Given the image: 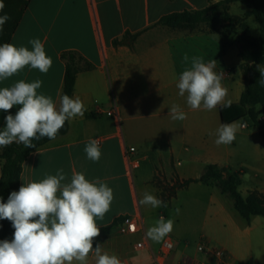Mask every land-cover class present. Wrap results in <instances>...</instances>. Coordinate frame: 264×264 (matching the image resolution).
Segmentation results:
<instances>
[{
	"label": "crops",
	"instance_id": "crops-1",
	"mask_svg": "<svg viewBox=\"0 0 264 264\" xmlns=\"http://www.w3.org/2000/svg\"><path fill=\"white\" fill-rule=\"evenodd\" d=\"M219 1L2 0L3 13L11 17L3 26V31H8L5 43L31 50L28 41L39 38L53 63L46 74L26 66L0 81V88L11 87L21 79L26 82L40 79L43 84L38 93L50 95L59 106L65 75L61 54L77 51L94 66L92 70L79 72L75 83L73 97H80L85 104L84 116L69 122L65 135L31 153L23 165L21 186L39 181L46 174L55 175L61 168L69 178L73 171H78L90 181L94 178L105 181L114 191V200L103 220H96L101 234L94 238L93 246L104 244V249L116 254L123 264H156L151 252H157L164 240L156 243L145 234L161 215L167 219V212L163 207L141 206L139 200L145 191L160 198V183L199 178L207 165L214 164L244 172L240 192L244 184L249 192H264V140L260 130L256 127L255 132H249L250 125L243 129V122L236 121L240 130L235 141L217 146L215 131L223 123L221 108L191 110L186 96H179L176 87L180 74L190 66V61L182 63L185 53L189 58L201 56L205 63L214 59L215 71L225 74L222 84L228 95L224 102L239 104L245 81L236 43L238 34L231 35L224 45L219 32L209 33L204 27L186 31L158 25L165 15L205 9ZM246 7L233 3L229 12L242 17L250 11ZM236 8L241 13H233ZM127 34L138 36L133 43L114 44ZM173 104L186 113L185 120L174 121L168 116ZM18 108L14 106L9 112L15 115ZM8 114L0 110V130L6 126L4 118ZM89 139L99 141L102 151L99 162L86 158L84 148ZM126 147L138 150L140 166L133 175L128 172ZM245 156L251 157L253 163ZM1 170L0 161V179ZM249 171L254 173L253 177ZM208 204L206 227L196 237L174 229L168 235L176 238L177 248L164 264H178L185 258L214 261L211 252H199L200 244L209 250H224L226 264H264V217L253 216L247 222L221 200L213 198ZM125 218L136 221L138 233L121 231ZM212 225L215 230H208L207 226ZM139 242L147 243L148 247L139 250L136 247ZM252 251L254 255L243 257ZM88 264H95L91 253Z\"/></svg>",
	"mask_w": 264,
	"mask_h": 264
},
{
	"label": "clouds",
	"instance_id": "clouds-1",
	"mask_svg": "<svg viewBox=\"0 0 264 264\" xmlns=\"http://www.w3.org/2000/svg\"><path fill=\"white\" fill-rule=\"evenodd\" d=\"M5 5L0 0V13ZM11 19L7 13L0 14V32ZM26 46L12 43L0 45V81L18 74L26 66L46 74L52 67V58L46 54L44 43L39 38L28 41ZM178 78V95L186 96V104L191 110L213 111L230 107L225 103L228 89L223 86L224 72H216L217 61L205 63L203 57L185 53L182 63L189 64ZM261 77L258 81L264 86V65H259ZM43 81L36 79L26 82L21 79L11 87L0 88V110L9 113L5 116L6 126L0 130V149L13 143L25 148H35L34 141L47 138L55 140L64 127L77 117H83L87 108L80 97L64 94L58 105L50 95L38 93ZM19 106L15 115L9 110ZM168 116L176 121L187 118L177 104L169 108ZM240 126L221 123L215 131V144L230 145L236 139ZM84 151L86 158L99 162L102 151L99 141L89 139ZM114 200V191L99 179L89 180L83 172L73 171L69 178L64 170L58 169L55 175L46 174L39 181L23 183L18 191H12L7 201L0 197V220L11 222L14 229L12 239L0 240V264H88L90 253L95 264H123L116 254H109L102 244L93 246L100 227L97 218L103 220ZM141 206L153 209L168 207L166 201L145 191L139 200ZM179 209L176 213L179 214ZM174 220L161 215L146 231V237L159 243L173 230Z\"/></svg>",
	"mask_w": 264,
	"mask_h": 264
},
{
	"label": "trees",
	"instance_id": "trees-1",
	"mask_svg": "<svg viewBox=\"0 0 264 264\" xmlns=\"http://www.w3.org/2000/svg\"><path fill=\"white\" fill-rule=\"evenodd\" d=\"M242 3L250 8L245 17H254L260 28V35L254 38L249 35V29L244 24V18L231 15L230 5ZM158 25L170 29L194 31L200 27L209 32H219L221 41L225 45L233 34H238L236 43L239 46V55L242 59L241 69L244 74L245 89L239 104L230 105L221 109L223 123L242 121L243 124L257 127L264 140V124L259 119L264 116V86L258 81L261 77L258 71L259 65H264V0H221L201 10H184L163 16ZM240 29V34L237 33ZM136 35H125L123 39L116 40L115 45L133 43ZM65 63V75L62 95L73 97L75 83L79 72L92 70L94 66L89 63L79 52L71 50L61 54ZM69 130V122H65L58 137L65 135ZM49 140L47 138L34 141L35 148H25L22 144L13 143L11 146L0 149V161L2 163V174L0 179V197L7 201L12 191H18L21 187L23 165L32 152L44 146ZM243 171H231L210 164L204 168L202 175L196 179L179 180L176 178L171 183H160L162 189L160 198L169 202L176 197L177 191L187 188L193 183L214 185L221 194L233 200L234 210L247 222L253 216L264 217V192L253 191L248 196H243L239 188L242 184ZM14 229L11 222L0 220V240L12 239Z\"/></svg>",
	"mask_w": 264,
	"mask_h": 264
},
{
	"label": "rangeland",
	"instance_id": "rangeland-1",
	"mask_svg": "<svg viewBox=\"0 0 264 264\" xmlns=\"http://www.w3.org/2000/svg\"><path fill=\"white\" fill-rule=\"evenodd\" d=\"M237 6L247 8L246 5L240 3H237ZM233 13L238 14L241 12H239L236 8L233 10ZM245 15L241 18H244V24L249 29V35L254 38H258L260 35L259 24L254 17L249 18V16L245 17ZM237 33L240 34V29H238ZM7 39L8 31L0 32V45L4 44ZM260 123L264 124V122L262 121H260ZM245 125L248 124L245 123ZM248 130L249 132H255L257 128L250 126ZM245 159L250 163H253L251 157L245 156ZM248 174L250 177H253L254 173L249 171ZM258 188L260 190L263 189V185H260ZM248 190L249 188L247 184H244L241 187V192L245 196L250 193ZM213 198L219 201H223L230 208V210H232L233 200L228 196L221 194L215 186L207 187L199 183H195V185H190L187 188L178 190L176 197L167 202L168 207H163L167 212V219L174 220V231L177 233L179 232L181 234L189 235L190 237H196L197 234L200 233L204 227H206V214L209 207L208 203ZM176 209L180 210L179 214L176 213ZM207 227L208 230H215L213 225ZM218 235L219 234H216V236ZM252 254L254 255L255 252H247L245 253V255L243 254V257H250Z\"/></svg>",
	"mask_w": 264,
	"mask_h": 264
},
{
	"label": "built area",
	"instance_id": "built-area-1",
	"mask_svg": "<svg viewBox=\"0 0 264 264\" xmlns=\"http://www.w3.org/2000/svg\"><path fill=\"white\" fill-rule=\"evenodd\" d=\"M259 121L264 122V116H261ZM242 128L246 129L247 125L242 123ZM125 159L127 163L128 172L130 175H133L134 171L137 170L140 166V159L138 156V150L136 147H126L125 148ZM121 231L126 234H136L139 232V228L137 223L132 218H125L122 226ZM136 247L139 250H145L148 245L145 242L137 243ZM177 248L176 240L168 236L164 239L161 244L160 249L157 252H151L153 262L156 264H164L167 258L175 252ZM200 253H207L211 252L215 258L214 261H206L200 259H183L178 264H226L227 254L222 249H214L209 250V248L205 244H200L199 246Z\"/></svg>",
	"mask_w": 264,
	"mask_h": 264
}]
</instances>
